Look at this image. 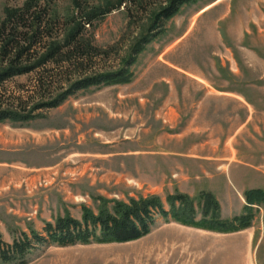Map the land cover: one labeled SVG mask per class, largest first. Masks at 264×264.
Listing matches in <instances>:
<instances>
[{
	"label": "rangeland",
	"instance_id": "1",
	"mask_svg": "<svg viewBox=\"0 0 264 264\" xmlns=\"http://www.w3.org/2000/svg\"><path fill=\"white\" fill-rule=\"evenodd\" d=\"M162 1L121 0L87 27L93 46L113 49L93 59V69L123 66ZM23 2L0 0V18ZM49 3L61 16L74 9L72 0ZM129 70L127 82L77 90L25 123L0 122V239L43 233L59 215L79 219L83 206L97 210L99 196L156 194L165 202L178 191L196 204L204 192L220 218L232 219L243 213L246 190H264V0L183 4ZM229 89L251 102L221 92ZM31 90V75H22L2 92ZM252 213L247 227L230 232L158 217L136 240L45 244L25 264H264V204Z\"/></svg>",
	"mask_w": 264,
	"mask_h": 264
},
{
	"label": "trees",
	"instance_id": "2",
	"mask_svg": "<svg viewBox=\"0 0 264 264\" xmlns=\"http://www.w3.org/2000/svg\"><path fill=\"white\" fill-rule=\"evenodd\" d=\"M50 1L24 0L21 6L6 7L4 17L0 18V122L25 123L43 110L60 105L77 90L129 81V66L136 55L183 4L192 0H163L152 8L145 30L123 60V66L116 69H93L92 60L108 58L113 49L93 46L85 32L96 20L118 9L121 0L87 6L72 0L74 9L63 16L51 8ZM22 75H31V94L4 98V83ZM240 93L251 102L246 93ZM243 197V213L222 219L217 201L204 192L196 204L192 197L178 191L168 194L165 202L156 194L130 197L127 201L99 196L97 210L83 206L79 219L59 215L52 222H44L43 233L30 228L29 233L20 232L10 243L0 239V264H25L36 247L45 244L136 240L150 232L158 217L214 231H236L250 224L253 205L264 204V190H246ZM196 206L200 207L199 219Z\"/></svg>",
	"mask_w": 264,
	"mask_h": 264
},
{
	"label": "crops",
	"instance_id": "3",
	"mask_svg": "<svg viewBox=\"0 0 264 264\" xmlns=\"http://www.w3.org/2000/svg\"><path fill=\"white\" fill-rule=\"evenodd\" d=\"M221 92H224L225 94H228V95H230V96H233V97H235V98H237L238 96H240L241 98L240 99H242L243 101H244V103L246 104V105H248L250 102H248L247 100H246V97H244L241 93H237V91L236 90H234V89H229L228 91L227 90H223V91H221ZM249 110H248V115H247V117L245 118V120L242 122V126L244 125L245 126V124H247L249 121H250V119H251V117H250V115L252 114V109L251 108H248ZM262 115V119H261V121H262V123H263V125H264V113H262L261 114ZM231 138V137H230ZM232 150H233V148H232ZM231 150V151H232ZM235 157V154H233V157L229 160V162H231V160L233 159ZM207 158V157H206ZM221 158V157H220ZM220 158H217V159H220ZM228 162V163H229ZM159 229H161V228H159ZM191 229H195V228H191Z\"/></svg>",
	"mask_w": 264,
	"mask_h": 264
}]
</instances>
